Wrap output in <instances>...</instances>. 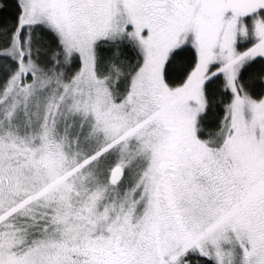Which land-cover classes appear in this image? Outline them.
Masks as SVG:
<instances>
[{"label":"snow or ice","instance_id":"snow-or-ice-1","mask_svg":"<svg viewBox=\"0 0 264 264\" xmlns=\"http://www.w3.org/2000/svg\"><path fill=\"white\" fill-rule=\"evenodd\" d=\"M0 264H264V0H0Z\"/></svg>","mask_w":264,"mask_h":264}]
</instances>
